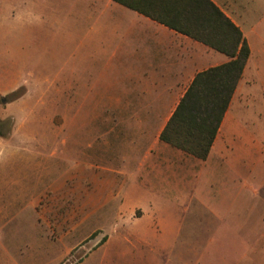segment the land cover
I'll return each mask as SVG.
<instances>
[{
  "label": "rangeland",
  "instance_id": "374dc122",
  "mask_svg": "<svg viewBox=\"0 0 264 264\" xmlns=\"http://www.w3.org/2000/svg\"><path fill=\"white\" fill-rule=\"evenodd\" d=\"M29 1L7 0L0 14L8 56L0 63V199L25 204L10 208L7 243L32 244L37 264H143L159 256L164 264L168 255L149 253L173 247L209 252L199 257L210 264H264V163L251 155L239 174L222 160L202 164L183 183L161 186V97L149 96L151 110H110L103 108L129 96L72 101L55 85H38L31 70L63 72L75 44L64 42L57 22L32 25ZM172 215L184 226L180 240L161 233V217Z\"/></svg>",
  "mask_w": 264,
  "mask_h": 264
},
{
  "label": "crops",
  "instance_id": "0c3cea01",
  "mask_svg": "<svg viewBox=\"0 0 264 264\" xmlns=\"http://www.w3.org/2000/svg\"><path fill=\"white\" fill-rule=\"evenodd\" d=\"M58 1L30 0V23L40 30L59 23L64 32V42L75 44V48L65 60L63 72H51L40 77L31 70L30 78L41 87L55 85L63 96H72V101L74 96L80 98L91 94L129 96L125 101L111 102L108 108L103 109L151 110L154 108L148 103L149 96H160L161 107L157 109L161 110L162 131L195 76L230 60L224 52L161 22V17L169 18L174 14L169 10L168 0ZM211 1L239 27L249 45L250 56L206 159L164 142L159 131L161 150L157 153V160L161 168V186L183 183L202 164L211 166L222 160L230 171L239 174V170L244 168L243 161L251 155L260 159L259 164L264 163L261 161L264 159V0ZM6 2L0 0V14L5 12ZM133 6L151 14L147 15ZM3 53L0 50V63L7 62L3 57L8 56ZM11 59L10 62H16L15 58ZM82 73L89 76L83 77ZM61 75L59 85L57 81ZM168 109L170 114L165 117L163 112ZM227 144H236L240 150L235 152ZM247 166L250 168L249 164ZM253 170L254 173H249L259 179L256 186H261V176ZM27 201L32 207V202ZM22 203L21 197L0 199L1 264H30L28 260L37 264L36 253L32 260V244L25 249L15 248L11 235L6 233L10 208L13 205L25 206ZM180 222L174 215L161 217V233L169 232L168 238L180 240L184 228ZM37 224L36 213L35 226ZM7 237H11L9 244ZM182 251L180 247L161 248L157 253L149 254L168 255L164 264H210L199 257L211 254L209 252L201 253L194 247L185 248L184 253ZM182 254L194 257L182 258ZM172 256L176 261L171 259ZM160 259V256L150 257L141 262L161 264Z\"/></svg>",
  "mask_w": 264,
  "mask_h": 264
},
{
  "label": "trees",
  "instance_id": "16d2710c",
  "mask_svg": "<svg viewBox=\"0 0 264 264\" xmlns=\"http://www.w3.org/2000/svg\"><path fill=\"white\" fill-rule=\"evenodd\" d=\"M168 4L174 14L161 17V22L230 57L228 62L195 76L160 133L164 142L206 159L250 56V48L239 27L211 0H168Z\"/></svg>",
  "mask_w": 264,
  "mask_h": 264
}]
</instances>
